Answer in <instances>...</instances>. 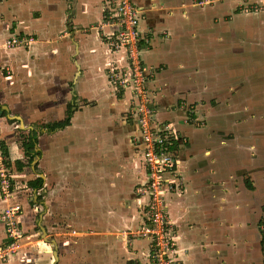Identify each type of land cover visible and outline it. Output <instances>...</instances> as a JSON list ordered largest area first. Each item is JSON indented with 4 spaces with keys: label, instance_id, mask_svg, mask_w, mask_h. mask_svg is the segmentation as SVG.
Returning a JSON list of instances; mask_svg holds the SVG:
<instances>
[{
    "label": "crops",
    "instance_id": "obj_1",
    "mask_svg": "<svg viewBox=\"0 0 264 264\" xmlns=\"http://www.w3.org/2000/svg\"><path fill=\"white\" fill-rule=\"evenodd\" d=\"M106 1L0 0V140L13 179L10 193L0 192V215L4 208L18 205L16 219L23 233L18 250L0 264H39L41 257L27 252L37 248L36 225L43 236V216L81 217L79 225H93L110 240L122 228L141 225L144 199L137 189L146 183L147 172L138 156L137 129L127 119L128 92L121 93L108 80V70L124 66L125 59L110 51L103 37V32L115 28L114 22L97 27L109 8ZM133 1L144 42L143 61L156 69L148 81L155 91V117L169 123L181 138L176 147L182 185L168 194L167 203L179 264H264L260 256L264 197L259 196L264 186V147L260 158L257 145L252 151L249 146L235 147L253 163L257 160L261 177L256 189L251 181L244 183V175L234 177L236 169L252 173L253 166H240L229 176L219 173L212 154L219 144L212 146V138L223 127L216 130L214 122L233 117L228 116L232 90L223 98L212 94L205 83L186 82L192 73L195 77L208 71L202 62L212 64V58L207 61L212 57V40L239 36L264 50V7L250 11L243 0ZM256 1L264 5V0ZM14 34L25 36L29 44L6 48L4 40ZM260 98L258 131L252 135L264 140V96ZM243 102L242 107L248 103ZM67 104L80 108L72 111L69 125L53 132L34 126L37 121L64 118ZM32 129L38 132L37 143L26 155L21 139ZM38 178L39 186L29 184ZM83 226L82 232L87 229ZM6 240L0 219V246ZM144 241L135 239L132 251L120 248L113 260L142 262ZM57 252L56 262L62 264Z\"/></svg>",
    "mask_w": 264,
    "mask_h": 264
},
{
    "label": "rangeland",
    "instance_id": "obj_2",
    "mask_svg": "<svg viewBox=\"0 0 264 264\" xmlns=\"http://www.w3.org/2000/svg\"><path fill=\"white\" fill-rule=\"evenodd\" d=\"M64 1H68L71 4L72 0ZM201 1L202 0H193L192 2L198 4ZM214 1L220 0H209L208 2ZM243 1L248 4L247 8L250 11L263 9L264 7L263 4L257 3L256 0ZM236 9L241 11L240 9L243 8L240 6ZM69 15L70 14L68 12V17ZM14 35L18 38V42L15 45L6 46V48H14L18 46L25 47L26 45H24L23 41L26 39V37L22 35ZM238 39H241L242 42H240ZM197 48L198 45H196V49ZM196 49L194 51H196ZM263 53L264 50H261V47L257 46L255 41L249 42V40L240 38L239 36H232L230 40L224 41L212 40V57L208 59L206 58L209 62L212 58V64L208 65L207 62H202L203 68L207 69L208 71L197 74L195 77L194 72L190 76L186 77V82L196 86L205 83L208 85V88H210L208 90L212 91V94L216 93L223 98L228 97L227 93L231 92L232 90V99L230 103L232 109L229 111L230 113L228 116L233 117H228L226 121L220 120L218 122H214V128H216V130L219 128L218 126L223 127V129L219 128L217 130L219 133L217 138H212V146L216 147L217 144H219V147H216L215 150L213 149L212 154L215 156L218 162L217 170L219 173L226 176H229L230 174L232 175L234 170L240 166H253L252 173L251 170H249V172H244L241 174L243 169H236L234 172V177L244 175L242 177L244 179V183L251 181L252 185H254V189H256L257 180L259 177H261L260 173L256 172V164H258V162L256 160V163H253V160L251 157H249V155H247L241 149H235V147H240L242 145L249 146L250 150L252 151L254 146L257 145L259 158L262 155L264 140L262 137H256L252 134H255V132L258 131L257 119L260 116V111L262 109L260 96H264L261 95L264 93ZM190 55L191 57L189 60L194 62L196 59L195 56H193L192 52H190ZM261 90H263V92H261ZM246 95L248 97H244ZM242 96L243 99H241ZM223 98H221L220 101H222ZM258 98L260 99L259 101H257ZM242 101H248V103L244 104L242 107ZM73 102L75 103L77 101L73 99ZM214 104L215 100L212 99V108H214ZM77 109H80L78 104H74L71 108L72 111ZM204 121L205 119L203 121H199L200 125L198 124V126H202ZM196 123H198V121L195 122V126ZM43 124L45 123H38V121L34 122V126H42ZM233 126L237 129H234ZM249 127L251 128L249 129ZM251 130H253L252 133L250 132ZM17 132L19 136L22 134L20 131ZM225 144L226 148H223L222 145ZM176 155L178 157L177 147ZM37 169L39 171L43 170L40 169V167ZM8 172L10 171L8 170ZM46 187H48V185H46ZM259 196H261V198L264 197V186L260 189ZM34 216L38 217V213H35ZM81 220V217H72L71 215L64 216L62 214H59L58 216L51 214V217H48V215L46 217L43 216L40 225L45 227V231H47L46 234L48 236H42V233L40 235L41 230L39 226L36 225L35 231L37 233V248L29 250L27 254L30 257H41V260L38 261L39 264H59L54 258L55 251H58L57 253L62 256V264H117L116 259L113 260V258L114 256H118L114 254L120 252V248L123 250L126 249L128 251H132L134 240H142V238L139 236L137 237L139 226L136 228H122L116 234L112 233L113 235L110 240L109 237H105L102 232H96L98 231V228L93 227V225H90L89 227L79 225L78 222H81ZM82 226L87 228L86 231L82 232V230L79 228ZM261 226L262 228L260 227V231L264 232V221L261 222ZM75 228L78 231L76 233L74 232L76 230ZM91 231L95 232L90 233ZM86 232H89V234ZM45 238L47 240H45ZM50 239L55 240L56 245L52 242H49ZM66 240L68 241V244L64 245L63 242ZM144 240H146V242L144 241V245H142L140 248L143 250L140 254L142 262L138 261V264H151L149 239ZM261 249L262 252H260V256L264 259V239L261 242ZM60 250H62V252ZM176 251L177 247L176 250L171 253V256H173ZM11 256H13V254ZM174 256L178 258V251Z\"/></svg>",
    "mask_w": 264,
    "mask_h": 264
},
{
    "label": "built area",
    "instance_id": "obj_3",
    "mask_svg": "<svg viewBox=\"0 0 264 264\" xmlns=\"http://www.w3.org/2000/svg\"><path fill=\"white\" fill-rule=\"evenodd\" d=\"M109 8L97 25L99 29L113 22L115 28L103 32L108 49L122 53L124 66L108 70L109 83L121 93L128 92L127 119L137 129L136 139L141 144L138 156L147 172L146 183L137 189L144 199L142 222L138 235L149 239L151 264H179L177 260L174 221L168 211V194L179 190L182 175L178 172L176 144L181 139L178 131L169 123H160L155 117L156 109L148 81L156 69L144 63L143 40L139 27V13L133 0H107ZM18 38L10 36L4 46L15 45ZM24 45L29 40L23 41ZM7 157L0 140V192L7 196L12 188V175L7 170ZM20 213L18 205L2 210L0 219L4 224L7 240L0 246V260H7L19 248L23 235L16 219Z\"/></svg>",
    "mask_w": 264,
    "mask_h": 264
},
{
    "label": "trees",
    "instance_id": "obj_4",
    "mask_svg": "<svg viewBox=\"0 0 264 264\" xmlns=\"http://www.w3.org/2000/svg\"><path fill=\"white\" fill-rule=\"evenodd\" d=\"M71 107H72V104H67L64 118H62L60 120H54V121L47 122V123L43 124L42 126H40V128H44L47 132H53V131H56L59 129H63L64 127L69 125L70 119L72 116ZM37 135H38V132L35 129H32V130H29L27 135L22 138L21 145H22V148H23L24 153L26 155L30 153V151L34 148V145L37 143ZM5 152L6 151L4 150V153ZM34 183L37 186H39L41 183V179L38 178L34 181L29 182L30 185L35 186ZM246 186L248 188H251L250 184H246ZM261 238H262L261 239V242H262V240L264 239V232H261Z\"/></svg>",
    "mask_w": 264,
    "mask_h": 264
},
{
    "label": "water",
    "instance_id": "obj_5",
    "mask_svg": "<svg viewBox=\"0 0 264 264\" xmlns=\"http://www.w3.org/2000/svg\"><path fill=\"white\" fill-rule=\"evenodd\" d=\"M42 230H43V235H46V231H45V229L42 227ZM46 239V238H45ZM54 254H55V256H54V258H55V260H57V254H56V251L54 252Z\"/></svg>",
    "mask_w": 264,
    "mask_h": 264
},
{
    "label": "bare ground",
    "instance_id": "obj_6",
    "mask_svg": "<svg viewBox=\"0 0 264 264\" xmlns=\"http://www.w3.org/2000/svg\"><path fill=\"white\" fill-rule=\"evenodd\" d=\"M46 240V239H45Z\"/></svg>",
    "mask_w": 264,
    "mask_h": 264
}]
</instances>
